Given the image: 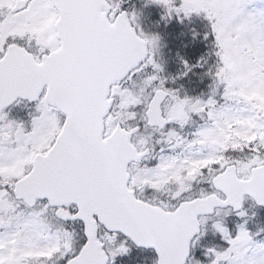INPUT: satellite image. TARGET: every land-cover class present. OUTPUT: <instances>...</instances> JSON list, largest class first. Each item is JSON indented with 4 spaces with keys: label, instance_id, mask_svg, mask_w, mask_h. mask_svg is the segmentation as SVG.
<instances>
[{
    "label": "snow or ice",
    "instance_id": "1",
    "mask_svg": "<svg viewBox=\"0 0 264 264\" xmlns=\"http://www.w3.org/2000/svg\"><path fill=\"white\" fill-rule=\"evenodd\" d=\"M126 4L0 0V264H264V0H144L207 22L175 77Z\"/></svg>",
    "mask_w": 264,
    "mask_h": 264
},
{
    "label": "rangeland",
    "instance_id": "2",
    "mask_svg": "<svg viewBox=\"0 0 264 264\" xmlns=\"http://www.w3.org/2000/svg\"><path fill=\"white\" fill-rule=\"evenodd\" d=\"M126 6H133L135 8V11L138 14V21L143 25L144 30L147 32V34H159L161 37V57L162 62L165 68V75L175 77L183 68L182 64L180 63V59L183 58L188 61V58L182 53V49L184 46V38L192 31L193 33L196 32L195 28H192V26H195L198 30H205L206 21L202 18L193 17L191 20H185L183 23H179L176 19H173L172 21L167 23V26H165V22L160 19V17L163 15V10L159 9L155 6L144 5V0H127ZM257 7H264V5H256ZM173 30L172 34L174 37V41H167L164 40L161 32L163 28ZM168 44H174L173 51L171 53H168L165 49V45ZM205 47L208 49L209 47L205 45ZM195 46H193L192 50H194ZM210 52H211V46H210ZM197 53V52H196ZM208 65H211L214 62V57L209 56L206 58ZM201 63H203V59L200 60ZM192 65V63L190 64ZM202 70L207 71V67H203ZM192 73L189 74V77L184 78L183 80H180L177 82V86H182L183 91L186 92L188 95L192 97H197L199 95V92L196 89L203 88L201 85L202 83H205L206 85V91L203 95L199 96L201 98L206 99L207 96L210 93L209 85L211 84V80L208 77H204V79H201V76H194L192 77ZM196 79L199 81L197 83ZM204 81V82H202ZM192 88V90H190ZM244 209L247 211L248 216L245 218H240L235 215H231L227 218L228 220V226L230 230L235 229V226L237 224L244 223L245 220H247V223L245 224V227H252L255 229V232H260L261 230H264V211L260 210L256 206H253V203L251 201H247ZM222 243L218 235H213L212 233H209L207 236H205L201 244L203 246H213ZM197 255H199V250L197 251ZM150 260V261H149ZM148 260V264H150L151 259Z\"/></svg>",
    "mask_w": 264,
    "mask_h": 264
},
{
    "label": "trees",
    "instance_id": "3",
    "mask_svg": "<svg viewBox=\"0 0 264 264\" xmlns=\"http://www.w3.org/2000/svg\"><path fill=\"white\" fill-rule=\"evenodd\" d=\"M134 8V7H133ZM135 9V8H134ZM192 28L196 29V32L193 33L192 31L184 38L186 42V47L182 49V53L189 58L192 56V65L197 64V62H200L201 59L206 60L207 57L210 55V43L208 41H205L203 39V34L205 30H198L195 26H192ZM170 34V33H169ZM195 35V39L193 38ZM207 45L209 48L207 49L205 47ZM193 46H195L194 50H192ZM197 52V53H196ZM205 73V70H202V67H197L193 69L192 74L194 76H202ZM192 75V77H194ZM197 83L199 82L196 79ZM204 82V81H202ZM203 88L196 89L199 92V96L203 95L206 91V85L205 83H202L201 85Z\"/></svg>",
    "mask_w": 264,
    "mask_h": 264
}]
</instances>
